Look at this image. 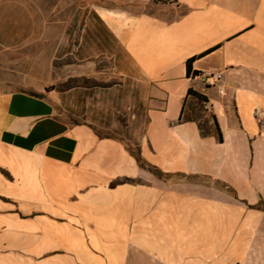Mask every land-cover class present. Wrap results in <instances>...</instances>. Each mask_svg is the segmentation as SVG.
Returning a JSON list of instances; mask_svg holds the SVG:
<instances>
[{"label":"crops","instance_id":"crops-1","mask_svg":"<svg viewBox=\"0 0 264 264\" xmlns=\"http://www.w3.org/2000/svg\"><path fill=\"white\" fill-rule=\"evenodd\" d=\"M120 49L163 96L147 118L149 140L168 142L159 162L177 140H211L182 171L264 208V0H0V264H264V232L211 250L215 218L178 200L183 186L169 199L174 188L117 139L58 117L55 64L119 59ZM192 59V73H222V85L188 76ZM210 59L218 65L204 67ZM189 90L206 100L208 137ZM213 140H224L219 155Z\"/></svg>","mask_w":264,"mask_h":264},{"label":"rangeland","instance_id":"rangeland-1","mask_svg":"<svg viewBox=\"0 0 264 264\" xmlns=\"http://www.w3.org/2000/svg\"><path fill=\"white\" fill-rule=\"evenodd\" d=\"M119 51V59L100 57L89 59V64L83 65L67 64L64 59L55 64V84L49 91L57 94L58 117L71 125H90L101 138L117 139L115 141L125 146L141 169L164 180L168 190L171 186L174 188L169 191V199L174 200L175 190L183 186L182 197L178 200L200 202L201 207L194 211L215 218L208 229L211 250L222 251L227 236L236 241L240 233L264 232V222L257 224V216L264 212L262 204L251 208L240 203L235 192L224 184H206L201 178L182 171L189 163L188 157L194 155L198 159L194 149L203 151L200 144L211 140H197V144L195 140H177L173 142L167 161L159 162L157 154L166 152L168 142L149 140L147 118L150 109L162 106L163 96L141 81L138 69L124 59L122 49ZM217 65L212 59L203 64L209 68ZM203 103L205 101L199 99L195 119H199L201 135L208 137L214 125L205 114ZM212 142L214 152L219 155L217 150L224 140ZM219 162L222 165L221 159ZM159 165L172 172L161 173ZM125 184L133 183L128 179L119 181L120 186ZM207 201L214 202L215 208L203 209L202 204L206 205ZM118 213L121 214L117 218L127 223L126 209Z\"/></svg>","mask_w":264,"mask_h":264},{"label":"built area","instance_id":"built-area-1","mask_svg":"<svg viewBox=\"0 0 264 264\" xmlns=\"http://www.w3.org/2000/svg\"><path fill=\"white\" fill-rule=\"evenodd\" d=\"M192 78L194 81L199 80L201 85L204 86L205 89H215L222 85L223 82V74L216 73V74H193Z\"/></svg>","mask_w":264,"mask_h":264},{"label":"trees","instance_id":"trees-1","mask_svg":"<svg viewBox=\"0 0 264 264\" xmlns=\"http://www.w3.org/2000/svg\"><path fill=\"white\" fill-rule=\"evenodd\" d=\"M155 2H162L163 0H154ZM165 2L167 3H174L176 2V0H164ZM212 52H209L208 54H210ZM207 54V55H208ZM196 60L192 59L190 60L188 63H187V75L188 76H191L193 74H196L198 75L197 73H192V65L193 63L195 62ZM190 96H195L197 97L198 99L202 100V101H206L205 98L203 96H200L198 95L197 93H195L193 90H189V93H188ZM220 132V131H219Z\"/></svg>","mask_w":264,"mask_h":264},{"label":"bare ground","instance_id":"bare-ground-1","mask_svg":"<svg viewBox=\"0 0 264 264\" xmlns=\"http://www.w3.org/2000/svg\"><path fill=\"white\" fill-rule=\"evenodd\" d=\"M259 163L264 164V158H256L255 159V165H258ZM254 168H255V166H254Z\"/></svg>","mask_w":264,"mask_h":264}]
</instances>
